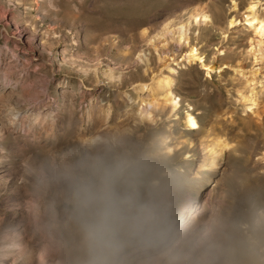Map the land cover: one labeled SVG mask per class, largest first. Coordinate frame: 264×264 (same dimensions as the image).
<instances>
[{
    "label": "rangeland",
    "instance_id": "obj_1",
    "mask_svg": "<svg viewBox=\"0 0 264 264\" xmlns=\"http://www.w3.org/2000/svg\"><path fill=\"white\" fill-rule=\"evenodd\" d=\"M248 2L0 0V89L15 82L41 116L0 137V264H264V31L242 19ZM184 22L181 39L163 32ZM164 56L180 107L128 124L119 106ZM215 139L229 146L213 170ZM72 150L106 198L65 172Z\"/></svg>",
    "mask_w": 264,
    "mask_h": 264
},
{
    "label": "bare ground",
    "instance_id": "obj_2",
    "mask_svg": "<svg viewBox=\"0 0 264 264\" xmlns=\"http://www.w3.org/2000/svg\"><path fill=\"white\" fill-rule=\"evenodd\" d=\"M259 3V0H249L246 5L245 11L243 12V14H241V16L242 19L247 22L248 27H250L255 34L261 35L264 31V17L261 16L259 11L257 10L260 5ZM231 8L233 11L237 9L236 1H231ZM193 17L195 19V22L199 20V22L201 21L206 24L209 22L210 18L209 15L203 9H199L198 11H196ZM236 19V15L230 16L227 19V25H234L235 23H237ZM188 28L189 23L184 22L180 23L174 30H169L168 27L165 26L163 32H170L172 34L177 35V37L181 39L185 36ZM183 57L187 63H191L195 60H199L201 62L203 60V56H201V54H199L197 52V49L193 46H190L188 48ZM158 59L160 67L156 72L150 75V77L148 78V82H140L133 86V90L135 92V97L133 99L134 102L130 104H122V106H119L121 108H124L122 110H124L123 112H125L124 116L127 117L126 119L128 121V124L135 120H139L145 121L150 125L151 122H153V119L151 118L152 116H150V112L147 110V106H158L159 110H166L170 116L174 115L180 107V98L177 97V95L175 94L173 87V83L175 81L174 73L176 72L174 62L175 60L173 57L170 56H167V58L166 56H164ZM208 68L211 69L209 66ZM14 83L15 82H13L11 86L3 85V87L0 89V137L6 133V130L9 127L22 126L23 123L26 122L35 124L37 120L41 118L39 113H35L34 111L20 106V102L23 100V95L18 89L15 88ZM144 90H148L149 94L143 96L142 92ZM245 100L249 103L247 109H252V107L256 105L257 96L255 95L254 98L253 96H251ZM184 121L186 125L185 128L188 130H197L199 128V124L195 116L192 114L191 108H188L185 111ZM129 127L131 126L128 125V128ZM228 146L229 145L225 141H219L218 139H215V141L213 142V146L209 150L210 152L214 153L212 159L213 170L216 169V164L218 160H221L223 158V151L226 155V149ZM165 150L166 152H171L172 147L166 146ZM78 156V150H72L66 155H64L61 161L63 163V169H65V172L67 174H72V176L74 174V176L78 177L80 181L79 188L81 191L93 196L98 195L102 198H106L108 193L107 186L103 182H101L100 184L96 183V181L100 178L99 173L97 174L94 170H90L91 176L93 178V184L91 186L84 185L81 182V180L86 181L87 178L82 177L80 168H74L75 165L72 164L73 161L78 158ZM70 171H74L75 173H70ZM143 211L145 212L146 209L144 208ZM108 264H111V260L108 262Z\"/></svg>",
    "mask_w": 264,
    "mask_h": 264
},
{
    "label": "snow or ice",
    "instance_id": "obj_3",
    "mask_svg": "<svg viewBox=\"0 0 264 264\" xmlns=\"http://www.w3.org/2000/svg\"><path fill=\"white\" fill-rule=\"evenodd\" d=\"M193 126H195V125H193Z\"/></svg>",
    "mask_w": 264,
    "mask_h": 264
}]
</instances>
